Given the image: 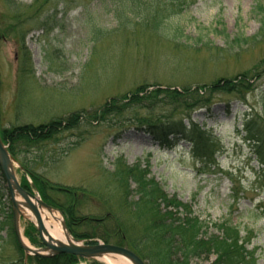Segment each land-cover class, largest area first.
<instances>
[{
    "label": "rangeland",
    "instance_id": "rangeland-1",
    "mask_svg": "<svg viewBox=\"0 0 264 264\" xmlns=\"http://www.w3.org/2000/svg\"><path fill=\"white\" fill-rule=\"evenodd\" d=\"M49 12L57 14L60 26L46 32L37 19ZM154 17L164 19L158 31L136 22ZM130 20L136 29L120 28ZM263 23L264 0H0V133L39 129L34 143L24 137L26 144L11 155L19 184L53 209L43 212L63 221L76 241L105 243L110 238L105 231L118 225L121 212L135 224L130 212L139 198L133 170L208 223L209 235L224 237L223 226L239 229L246 240L252 232L246 249L255 264H264V187L259 191L255 180L257 162L246 164L243 132L247 117L264 126ZM181 90L191 92L184 97L186 110L169 104L167 95L158 94L155 102L150 95ZM137 92L148 101L144 107L129 105ZM173 109L172 119L191 116L220 140L216 170L199 174L188 141L163 150L149 135L124 128L138 114ZM19 225L27 244L41 248L25 216ZM137 228L145 224L135 228L138 236ZM32 258L26 260L16 242L5 190L0 264H29ZM205 258L193 264L217 261L215 255Z\"/></svg>",
    "mask_w": 264,
    "mask_h": 264
},
{
    "label": "trees",
    "instance_id": "trees-1",
    "mask_svg": "<svg viewBox=\"0 0 264 264\" xmlns=\"http://www.w3.org/2000/svg\"><path fill=\"white\" fill-rule=\"evenodd\" d=\"M54 12H49L46 15L42 14L38 17L37 20L41 22L40 28L42 30L47 32L54 27L60 26V22L56 20L57 14ZM63 14L67 15L66 12H62V16ZM153 15L155 16V14ZM51 20H54V25L50 23ZM163 20V17H154V19H137L136 22L143 26L152 25L158 31L163 24ZM134 22L133 20L126 21L121 24L120 28H131L134 30L136 29V22ZM97 33L95 32V36L102 35V33L98 35ZM177 35H173V39L176 41L179 40ZM244 84V86H248L246 82ZM140 93L137 92L132 96L129 105L144 107L143 104L148 101L143 96H140ZM158 94L167 95L170 99L169 104L173 103L175 108L186 110V103L188 102L185 101L184 97L191 94V92L189 90H181V92L175 93L168 91L155 92L150 94L154 97V102L157 101L156 96ZM179 103L181 107H177ZM125 107H127L126 103L118 106L116 110L121 111ZM210 108L211 104L206 107L207 111H210ZM147 110L150 109L147 108ZM147 112L148 114H138L131 119L129 118L127 120L128 126L124 128H132L150 135L161 147L169 146L170 140H168V137L170 136L174 137L173 141L176 137L188 139L191 145V158L198 162L201 171L205 173L210 172L212 168L217 166V156L221 149L218 144L219 142L217 139L209 136L203 130V126L200 129L191 121L190 116L172 119L173 115L177 112L176 109L157 115L153 111ZM184 119L189 121L188 124L184 123ZM246 119L248 120L244 122V129L249 141L254 144V153L262 166L260 172L264 175V126L260 127L257 120H254L255 118L249 119L247 117ZM51 126L47 127L50 130V134L54 131V128H51ZM37 131L39 129L33 127L14 129L10 134L2 131L1 139L4 144L9 145V152L15 157L16 146L21 143L26 144V142H22L24 137L34 143V140L36 141L37 138ZM173 147L169 146L170 149ZM133 172V170H129L130 175L137 181V195L139 198L138 202H134L131 208L132 211L130 212L135 224L129 225L124 219V213L121 212L120 218L117 217L118 221L116 220L118 225L115 224L114 229L105 231L110 234L109 239L105 238L103 240L105 243L126 246L140 256L142 260L146 261L147 264H193L195 260L201 261L206 256L212 255H215L217 258L214 264H255L253 253L248 252L245 247V244L249 241V235L247 236L248 240H244L242 245L240 232L227 226L221 228L224 232V237L209 235L210 225L208 223L194 216V213L186 205L178 201L176 197L170 198L158 183L153 180L148 181L145 178L139 179ZM28 173L35 179L34 181H39L32 173ZM138 175H140L139 172ZM0 181L2 184L0 186L1 200L6 190L1 175ZM22 186L27 188L24 184ZM43 200L49 202L53 207H58L64 213L67 211V208L65 209L57 205L55 201L45 195H43ZM170 206L174 207V212L176 213L169 210L171 209ZM162 207L166 209L163 210ZM71 216L74 218L72 214ZM101 222L98 221V225ZM140 224H145V228L141 231L137 228L140 232L137 236L134 230L137 226H141ZM217 228L219 229V226ZM142 231L143 234H141ZM74 237L83 240L89 238L88 235H74ZM80 262L79 259L70 255H59L49 259L32 258L28 261L29 264H79ZM89 264L98 263L91 262Z\"/></svg>",
    "mask_w": 264,
    "mask_h": 264
},
{
    "label": "water",
    "instance_id": "water-1",
    "mask_svg": "<svg viewBox=\"0 0 264 264\" xmlns=\"http://www.w3.org/2000/svg\"><path fill=\"white\" fill-rule=\"evenodd\" d=\"M15 167H18V164L9 154L7 146L3 144L0 138V171L4 178L12 204L14 235L18 246L24 252L26 260L29 256L53 258L59 255H70L84 261H100L106 258H121L128 261L129 264H146L136 253L126 247L104 243L85 244L84 242L76 241L69 234L63 221L61 222L69 237V241L62 242L54 239L49 235L42 222L43 209L50 214L53 212V209L43 203L39 196L34 195L20 186L15 175ZM27 211L30 212L33 219L28 218ZM22 216H25V218L32 223L36 229L42 245L41 248L34 249L25 243L19 225Z\"/></svg>",
    "mask_w": 264,
    "mask_h": 264
},
{
    "label": "bare ground",
    "instance_id": "bare-ground-1",
    "mask_svg": "<svg viewBox=\"0 0 264 264\" xmlns=\"http://www.w3.org/2000/svg\"><path fill=\"white\" fill-rule=\"evenodd\" d=\"M47 215L48 214L45 212L42 213V222L49 235H51L56 240L68 242L69 237L63 228L61 220L53 215ZM27 216L29 219H33L29 211H27ZM25 243L27 244L26 241ZM102 261H104L106 264H129L128 261L121 258H106Z\"/></svg>",
    "mask_w": 264,
    "mask_h": 264
}]
</instances>
